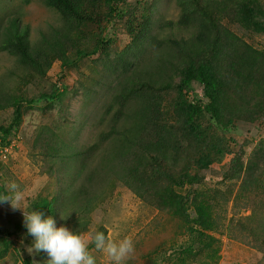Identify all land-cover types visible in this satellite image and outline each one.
Wrapping results in <instances>:
<instances>
[{"label":"trees","instance_id":"obj_1","mask_svg":"<svg viewBox=\"0 0 264 264\" xmlns=\"http://www.w3.org/2000/svg\"><path fill=\"white\" fill-rule=\"evenodd\" d=\"M172 1L175 19L162 6ZM42 2L62 25L34 44L19 18H0V51L16 64L9 82L0 80V162L47 178L25 196V211L87 234L93 211L123 186L178 222L175 264H216L221 235L254 248L264 264V0ZM56 62L69 74L61 81L49 78ZM17 135L27 162L16 156ZM14 212L2 214L11 220L0 226V264L31 242ZM160 249L146 264L160 263Z\"/></svg>","mask_w":264,"mask_h":264},{"label":"rangeland","instance_id":"obj_2","mask_svg":"<svg viewBox=\"0 0 264 264\" xmlns=\"http://www.w3.org/2000/svg\"><path fill=\"white\" fill-rule=\"evenodd\" d=\"M164 13L167 18L175 19L177 17L178 9L174 2H164ZM0 18L5 14L15 15L20 19L21 23L29 28V40L31 44L37 42L40 38V32L48 30L50 27H59L62 25L61 17L54 10L46 7L42 0H2L0 1ZM2 25V22L0 23ZM105 38H109L108 34H105ZM256 40H260V44H263V40L260 36L255 37ZM12 70H16V64L12 56L8 53L0 51V80H6L8 73ZM69 74H65L61 70L58 62L52 65L51 71H49V78L51 81H61V78L67 77ZM14 80V79H13ZM10 83L9 85H12ZM196 93L201 96V87H195ZM34 120L38 121L37 118ZM31 129L28 125V119H26L22 125V128ZM21 135V134H20ZM19 138L20 136H15ZM248 137V134H247ZM259 137V136H258ZM264 137V130L259 138ZM21 138V137H20ZM16 143L17 150L21 151L16 156L20 161H28L27 150L24 144L21 142ZM253 140V144L255 143ZM17 140V139H16ZM251 148H248L249 152ZM227 161V160H226ZM226 161L222 164H215L207 171V176L210 179L218 177L226 167ZM0 166V181L4 183L5 192L8 190V186L15 183L17 186L20 184L24 188L19 191L21 194L20 206L26 208L27 198L26 195L33 197L35 192H38L47 183L45 176H38L31 178L30 175L23 171L17 173L15 161L12 159H5V162ZM16 171V173H15ZM19 189V188H18ZM13 213L14 210L8 206L0 204V217L4 219V223L0 221V226H8L7 221L11 220L10 216H2L4 211ZM224 223H227V218L230 216L228 208H226ZM242 214H248L249 211L240 210ZM9 213V214H10ZM14 214L22 215V211L17 209ZM13 214V215H14ZM14 218V217H13ZM94 226L92 229H96V225L102 224L107 231V237L112 240H118L125 236L131 237L134 242V252L130 256L131 261L134 264H146L149 259L154 257V248L156 246L161 247L160 252L156 259L160 261L159 264H175L176 251L174 248L178 247L180 241L183 240L182 231H179L177 225L178 222L169 218L166 213L156 212L154 209L149 208L146 204H143L136 196H134L127 188L121 186L118 187L113 196L97 207L93 211L92 216ZM10 223L13 221H9ZM3 226V227H4ZM87 236V234H84ZM222 245L220 249V255L216 264H260L261 254L254 248L245 246L244 244L236 241H228L225 235H221ZM24 238H20L19 242H23ZM17 247H20L18 245ZM163 247L166 249L167 255L164 259L161 258V252ZM24 251L20 248L17 256L14 253L9 254L4 264H24L23 258L27 257V254L31 257V264H48L46 261V255L41 257L39 254H29L27 251L30 248V244L23 245ZM92 254L96 257L97 264H109L106 254L95 251L91 248ZM174 252V253H173ZM170 253V254H169ZM129 262V259L127 260ZM127 263V262H126ZM187 264V263H185Z\"/></svg>","mask_w":264,"mask_h":264},{"label":"clouds","instance_id":"obj_3","mask_svg":"<svg viewBox=\"0 0 264 264\" xmlns=\"http://www.w3.org/2000/svg\"><path fill=\"white\" fill-rule=\"evenodd\" d=\"M21 199L15 183L8 186L5 194H0V203L7 202L13 210L22 211L23 227L31 237L30 248L27 250L29 254H45L48 264H97L91 248L106 254L109 264H126L135 250L131 237L112 240L105 232L95 228L85 236L64 224L58 226L52 216L45 215L37 208L25 211L20 206Z\"/></svg>","mask_w":264,"mask_h":264},{"label":"built area","instance_id":"obj_4","mask_svg":"<svg viewBox=\"0 0 264 264\" xmlns=\"http://www.w3.org/2000/svg\"><path fill=\"white\" fill-rule=\"evenodd\" d=\"M9 148H10V147H5V148H4V151H7Z\"/></svg>","mask_w":264,"mask_h":264}]
</instances>
